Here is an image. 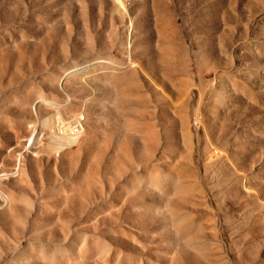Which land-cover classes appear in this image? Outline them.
Here are the masks:
<instances>
[{
    "label": "rangeland",
    "instance_id": "obj_1",
    "mask_svg": "<svg viewBox=\"0 0 264 264\" xmlns=\"http://www.w3.org/2000/svg\"><path fill=\"white\" fill-rule=\"evenodd\" d=\"M122 2L0 0V264H264V0Z\"/></svg>",
    "mask_w": 264,
    "mask_h": 264
},
{
    "label": "bare ground",
    "instance_id": "obj_2",
    "mask_svg": "<svg viewBox=\"0 0 264 264\" xmlns=\"http://www.w3.org/2000/svg\"><path fill=\"white\" fill-rule=\"evenodd\" d=\"M121 5H123L122 0H118ZM82 71V70H79ZM78 71H70L65 76H70L75 74ZM45 103L51 104L53 106H57L55 102L48 101L47 99H42ZM36 110V106H35ZM41 125L44 128H51V140L50 145L55 148L59 149L63 146H68L73 144L78 136L83 133L84 126L83 123L75 117L74 120L66 121L63 118V115L60 110L56 113L52 114L50 117L42 120ZM41 128V127H40ZM39 132V131H38ZM36 129L30 136V140L28 143L29 147H33L34 143L38 140H41V134H39ZM18 164V162H17Z\"/></svg>",
    "mask_w": 264,
    "mask_h": 264
}]
</instances>
